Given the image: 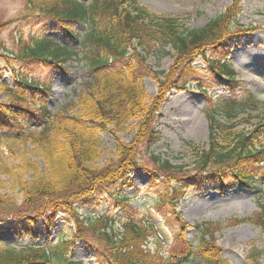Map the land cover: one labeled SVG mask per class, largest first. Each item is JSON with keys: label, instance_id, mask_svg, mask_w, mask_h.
Listing matches in <instances>:
<instances>
[{"label": "trees", "instance_id": "1", "mask_svg": "<svg viewBox=\"0 0 264 264\" xmlns=\"http://www.w3.org/2000/svg\"><path fill=\"white\" fill-rule=\"evenodd\" d=\"M26 7V13L20 18L46 24V30H56L66 42L44 34L33 38V43L23 46L12 55V59L20 67L49 65L54 72L64 74V63L71 57H77L80 48L88 79L84 81L85 95L80 96L79 101H69L53 113L45 105L50 95L49 81L38 82L27 73L16 74L17 70L13 68V79L17 84L28 89L29 93L36 90L39 99L34 103L40 107L36 111L24 108L19 104L25 99L24 95L18 89L11 91L8 85H3L11 100L0 105V138L9 140L8 148L13 153H16L14 148L18 141L24 146L28 142L36 143L50 174L42 175L38 172L37 163L24 158L25 167L33 174L26 181H18L22 194L20 202L17 203L12 195L0 193V224L9 223L17 239H38L40 230L52 228L55 218L61 213L75 221L77 231L75 229L71 239L59 237L53 244L22 240L17 248L11 242L0 240L4 244L0 248V264H83L81 260L69 258L76 239L84 238L82 233L89 219L80 218L77 209L83 208L85 198L101 192L106 185L119 182L132 186L129 174L136 167V161L131 157V147L116 145L119 161L114 166L105 164L98 167L92 163L102 145L101 134L121 129L143 104L140 100L145 90L138 75L139 68L146 69L143 66L146 57L140 52L145 50L148 53L150 44H153L157 46L155 52L165 56L169 51L165 52L163 48L169 45L173 52L171 73L188 75L194 72L191 63L203 57L209 69L215 68L213 76L233 83L234 70L229 61L204 55L209 47H220L235 35L225 27L232 8H227L223 15L209 20L205 26L190 29L180 23L179 18L159 16L136 0H29ZM73 45H78V48ZM157 79L162 92L168 80ZM191 81L189 79L188 82ZM197 87L204 94L208 91L202 83ZM81 104L85 105L83 109ZM241 104L246 103L222 101L218 108L224 122L217 120L214 110L207 112L209 134L206 143L203 146L190 145L192 172L177 175L179 166L159 159L160 167L152 176L154 181L164 176L180 183L208 182L213 189L221 191L237 185L253 186L252 182L259 173L264 175V170L258 169L264 161V123L257 124L246 133L236 130ZM252 104L255 108L261 102L256 99ZM73 109L79 111L73 112ZM26 118L34 121V130L26 127ZM60 137L63 143H57L56 139ZM155 137L156 134L150 130L148 140L151 142ZM6 166L0 159V172L6 173ZM172 188L173 192L178 189ZM165 194H170V191ZM172 195L170 201L174 205ZM127 198L120 193L114 196L115 201L122 204ZM110 221L108 217H99L94 223H88L95 227L98 235L97 244L91 245L97 264H159L147 257L143 248L145 244L138 242L145 228H153L152 222L142 219L139 222L143 225L139 226L131 220L123 221L124 231L118 234ZM195 228L200 233L196 248L194 242H185L169 256L170 262L167 260L163 264H172L175 257H179L181 261L178 263H181L199 255L203 263L224 264L215 246L205 240L213 233L210 225L199 224Z\"/></svg>", "mask_w": 264, "mask_h": 264}, {"label": "rangeland", "instance_id": "2", "mask_svg": "<svg viewBox=\"0 0 264 264\" xmlns=\"http://www.w3.org/2000/svg\"><path fill=\"white\" fill-rule=\"evenodd\" d=\"M181 1L152 0L156 5H161L162 8L157 9L136 0L159 16L179 18L180 23L190 29L205 26L209 20L223 15L231 7L225 27L228 31H234L235 35L220 47H209L204 55L229 61L234 70L235 81L229 83L225 78L213 76L215 68L209 69L203 57L191 63L194 69L192 73H171L173 52L169 45L163 48V51H169L165 56H161L159 51L155 52L157 46L153 44H150L148 53L145 50L140 52L146 57L143 63L146 69L137 67L145 90L140 100L143 104L133 112L121 129L101 134L102 145L98 157L92 163L98 167L105 164L114 166L119 161L117 146L131 147V157L136 161V167L129 174L132 186L121 185L119 182L106 185L101 192L83 200V208H78L77 214L80 218L89 219L82 233L84 238L78 237L69 253L72 261L97 264L92 256L91 245L97 244L98 235L95 227L88 223H94L99 217H108L114 226L113 230L118 234L124 231L123 221L131 220L139 226L143 225L139 222L142 219L152 222L153 228H145L138 242L145 244L143 248L147 251V257L159 264L166 262L185 242H194L196 248L200 233L194 229L195 224L206 223L213 233L205 240L215 246L224 264H264L263 174L259 173L253 180V186L246 188L237 185L226 191L213 189L208 182L190 184L170 181L164 176H160L157 181L152 178L160 167L159 159L179 166L177 175L192 172L194 165L190 145L203 146L206 143L209 134L207 112L214 110L217 120L224 122L218 108L222 101L246 103L240 106L236 130L246 133L257 124L264 123V0ZM27 3L29 0H0V105L11 100L3 86L8 85L11 91L18 89L24 95L25 99L19 102L21 106L32 111L40 107L38 103H34L39 99L36 90L29 93L28 89L15 82L12 74L14 68L17 70L16 74L27 73L38 82L49 81L51 89L45 105L56 113L69 101L77 102L80 96L85 95L84 81L88 79V74L82 59L83 51L79 48L77 57H71L64 63V74L54 72L49 65L20 67L12 59V55L23 46L32 44L33 38L45 34L66 42L61 33L46 30V24L44 26L41 22L20 18L21 14L26 13ZM73 46L78 48V45ZM157 78L168 80L162 92ZM189 79L192 80L191 83L188 82ZM200 83L208 87L206 94L197 87ZM256 99L261 104L254 108L252 101ZM84 106L80 105L82 109ZM25 123L28 129H35L34 121L30 118H26ZM150 130L156 134V139L151 142L147 138ZM56 140L57 143H63L61 137ZM9 143L6 138H0V159L7 165L6 173L0 172V193L12 195L18 203L22 199L18 181H26L33 174L25 167L24 158L37 163L38 172L42 175L49 176L50 171L36 143L28 142L24 146L18 141L14 148L16 153L9 150ZM260 167L258 169L263 171L264 161ZM172 187L178 189L173 192ZM167 190L170 194H165ZM119 193L128 197L126 203L115 201L114 196ZM170 195L174 198V205L171 204ZM43 229L40 230L38 239L24 237L25 239L19 240L9 223L0 224V240L11 242L17 248L22 240L53 244L59 237L71 239L76 225L69 216L60 213L52 228L48 231ZM3 246L0 243V248ZM174 261L172 264H206L200 255L193 256L186 262L178 263L181 261L179 257H175Z\"/></svg>", "mask_w": 264, "mask_h": 264}, {"label": "bare ground", "instance_id": "3", "mask_svg": "<svg viewBox=\"0 0 264 264\" xmlns=\"http://www.w3.org/2000/svg\"><path fill=\"white\" fill-rule=\"evenodd\" d=\"M174 1H176V2H182L181 0H174ZM185 1V0H184ZM140 2H142V3H144V4H146V5H148V6H150V7H154V8H157V9H161L162 7H161V5L160 4H158V5H156L154 2H152V0H140ZM249 56L250 55H248V58H249ZM257 57H259V56H257ZM250 59H251V56H250ZM202 129V128H201Z\"/></svg>", "mask_w": 264, "mask_h": 264}]
</instances>
